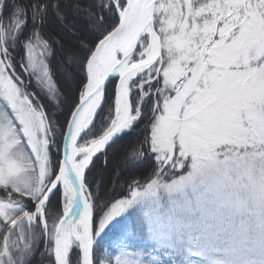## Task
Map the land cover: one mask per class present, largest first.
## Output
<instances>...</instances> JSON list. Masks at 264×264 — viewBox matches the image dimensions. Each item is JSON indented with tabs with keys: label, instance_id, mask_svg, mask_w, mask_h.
Returning <instances> with one entry per match:
<instances>
[{
	"label": "snow or ice",
	"instance_id": "1",
	"mask_svg": "<svg viewBox=\"0 0 264 264\" xmlns=\"http://www.w3.org/2000/svg\"><path fill=\"white\" fill-rule=\"evenodd\" d=\"M81 11L0 0V264H264V0Z\"/></svg>",
	"mask_w": 264,
	"mask_h": 264
},
{
	"label": "trees",
	"instance_id": "2",
	"mask_svg": "<svg viewBox=\"0 0 264 264\" xmlns=\"http://www.w3.org/2000/svg\"><path fill=\"white\" fill-rule=\"evenodd\" d=\"M76 0H63V3L67 5V10L70 16H73V22L77 26H83L85 17L83 11L79 13H74V5ZM94 3V0H80L81 6ZM48 28L52 36L57 40L61 41L65 47L74 46L76 41L70 36L65 29L61 28L56 20L50 17L48 22ZM59 59V57H57ZM54 99V98H53ZM143 133V127L137 129L135 135H132L127 138L124 143L123 148L117 149L114 155H110L109 159L112 161L111 164L98 163L96 171L94 173V178L102 189H108L109 191H115L116 197H119L122 192L127 191L128 178L130 176H136L139 178L142 175L144 169L130 172L127 167L122 171L118 167L125 163L122 152L126 149L129 144L140 138V135ZM115 167V171H114ZM35 264H47L46 260L37 258Z\"/></svg>",
	"mask_w": 264,
	"mask_h": 264
}]
</instances>
